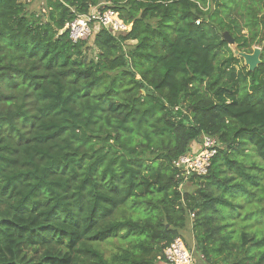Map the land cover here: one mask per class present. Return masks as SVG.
I'll list each match as a JSON object with an SVG mask.
<instances>
[{"label":"trees","instance_id":"trees-1","mask_svg":"<svg viewBox=\"0 0 264 264\" xmlns=\"http://www.w3.org/2000/svg\"><path fill=\"white\" fill-rule=\"evenodd\" d=\"M30 1L0 0V264H157L188 226L201 264H264V0ZM94 7L130 30L72 43Z\"/></svg>","mask_w":264,"mask_h":264},{"label":"built area","instance_id":"built-area-1","mask_svg":"<svg viewBox=\"0 0 264 264\" xmlns=\"http://www.w3.org/2000/svg\"><path fill=\"white\" fill-rule=\"evenodd\" d=\"M68 37L72 43L88 41L99 29H104L113 36L128 32L131 25L125 24L118 13L111 9L103 10L100 7L91 8L86 15L76 16L68 23ZM200 149L197 152H188L180 156L174 166L179 170L182 183H187L192 176H203L207 173L211 159L219 149L216 139L202 135ZM192 217V216H191ZM165 264H191L192 254L185 243L176 238L163 252Z\"/></svg>","mask_w":264,"mask_h":264},{"label":"rangeland","instance_id":"rangeland-1","mask_svg":"<svg viewBox=\"0 0 264 264\" xmlns=\"http://www.w3.org/2000/svg\"><path fill=\"white\" fill-rule=\"evenodd\" d=\"M42 2L43 0H31L29 3V10L38 12L42 6ZM228 47L230 48L233 58L237 60L236 62H233L232 64V66L235 68L236 71L239 69L245 68V70H247L248 72H254L257 69L255 68L253 71L249 70V66L245 63L244 58L239 54L240 51L237 50L236 45L228 46ZM254 49H259L260 54H261V47H253L251 53H253ZM251 53H246V54H251ZM260 54H259V61H260ZM199 149H200L199 143L198 144L192 143L190 152H197ZM186 184H187L186 186L185 184L181 185L180 191L185 192V191L192 190V186L188 183ZM181 240L185 243V245L188 246V248L190 247L193 252V240H192V235H191L189 226L185 229V231L182 232ZM157 264H165V262H159ZM191 264H201V262L199 261V257L196 256L194 252H193Z\"/></svg>","mask_w":264,"mask_h":264},{"label":"water","instance_id":"water-1","mask_svg":"<svg viewBox=\"0 0 264 264\" xmlns=\"http://www.w3.org/2000/svg\"><path fill=\"white\" fill-rule=\"evenodd\" d=\"M221 37H222V40L228 46L235 45L233 38L231 37V35L228 32H223L221 34ZM239 54L244 58L245 63L249 66V70L250 71H253L260 64V61H259L260 51H259V49H254L253 53H251V54H246V53H243V52H241V53L239 52Z\"/></svg>","mask_w":264,"mask_h":264},{"label":"crops","instance_id":"crops-1","mask_svg":"<svg viewBox=\"0 0 264 264\" xmlns=\"http://www.w3.org/2000/svg\"><path fill=\"white\" fill-rule=\"evenodd\" d=\"M189 184V183H188ZM187 184L185 183V186H186Z\"/></svg>","mask_w":264,"mask_h":264}]
</instances>
